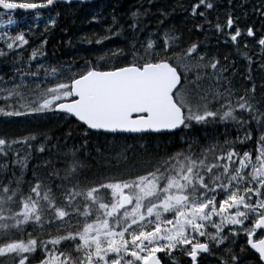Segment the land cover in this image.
<instances>
[{
  "label": "snow or ice",
  "instance_id": "obj_1",
  "mask_svg": "<svg viewBox=\"0 0 264 264\" xmlns=\"http://www.w3.org/2000/svg\"><path fill=\"white\" fill-rule=\"evenodd\" d=\"M61 3L71 7L73 0H0V17L12 25L17 10ZM249 6L264 22V0L240 5ZM215 7L212 0H194L186 10L211 27L206 11ZM148 11H133L127 31L113 15L106 35L88 42L103 45L123 33L125 46L82 66L46 68L37 59L46 53L33 50L28 72L15 68L19 82L15 75L8 80L0 76V116L57 113L76 122L85 136L95 130L141 138L184 133L189 138L178 151H145L143 165L129 167L131 149L125 148L120 156L125 167L102 178L90 174L75 149L65 153L62 168L47 176L34 174L31 181L15 171L14 178L0 176V264H180L177 255L199 264L210 246L224 245L240 232L258 254V264H264V97L257 99L255 85L235 90L228 69L201 54L198 42L182 48L174 29L158 28L141 39L137 33L147 31L141 17ZM50 24L54 27L56 20L50 18ZM215 31L238 48L251 38L264 61V24L258 34L254 25L242 27L241 17L230 11L223 23L217 18ZM28 43L23 32L0 33V57ZM31 61H37L35 71ZM247 79L251 82V75ZM218 122L235 123L243 138L207 142L195 136L200 127ZM37 139L36 134L19 139L0 135V157L7 159L13 145L27 152ZM246 142L252 151L243 150ZM228 226L239 227L226 233ZM53 227L54 236L45 231ZM218 264H239L238 257L229 250L228 259Z\"/></svg>",
  "mask_w": 264,
  "mask_h": 264
},
{
  "label": "trees",
  "instance_id": "obj_2",
  "mask_svg": "<svg viewBox=\"0 0 264 264\" xmlns=\"http://www.w3.org/2000/svg\"><path fill=\"white\" fill-rule=\"evenodd\" d=\"M193 2L194 0H107L102 5L94 4L86 6V8L69 7L58 11L59 15L56 13L51 17L56 20V24L48 29L45 39L46 43L44 41V45L41 48V51H44L46 56L39 62L46 68H67L68 65L74 67L77 65L82 66L85 60H95L96 57H99L109 49L124 47L125 36L123 33L105 40L103 45H97L94 42L89 43L88 40L94 41L105 36L106 29L112 25L113 15L117 17L119 25L122 26L124 31H127L131 13L137 9H141V11L149 9L146 16L141 17L144 21L142 27L146 28L147 31L137 33V36L143 40H147L158 28L161 32L174 29L182 38L180 42L182 48L189 43L198 42L200 47L209 48L214 55L226 52L227 50L220 46V40L218 44L208 46L205 41L207 36L202 38L203 34L209 31L208 29L210 28L205 20L199 17L193 18L190 12L186 10ZM212 2L216 7H222L226 10V12H217V16H220L223 22L226 19V14L230 11L235 13L241 3L258 4L254 1L252 3L251 0H223L222 2L212 0ZM249 7L252 9L251 6ZM161 13L164 15H161ZM257 16L252 14L247 18L248 22L254 25L252 17ZM94 17L95 19H93ZM161 20L164 22L163 25L160 24ZM197 25H203L202 30L198 29ZM78 39L81 43L86 44L87 48L75 45ZM227 55H229V52ZM35 68L33 71H35ZM49 79H51V76ZM0 106H3V101H0ZM6 119L12 118L0 116V135H8L9 139H19L22 137L26 138L29 134H36L38 139L33 142V147L28 151L29 158L26 162L15 164L14 160L18 149H13L7 158L10 161L9 165L0 166V176L6 174L10 178H14L12 173L15 171L17 175L22 173L23 178L28 181L33 179L34 174L44 177L54 170L62 168L65 153L73 149L77 150V155L87 165L90 174L99 177L122 170L125 167L120 159L125 148L131 149L128 153L131 160V164L128 165L130 167L132 165H143L145 151L151 153L174 152L180 150L184 144L179 135L148 136L143 145L132 141L129 143L122 141L102 144L91 139L95 134L89 133L85 136L84 129L79 127L76 122L68 123L66 119L57 120L54 113L21 117V121L12 123L5 122ZM220 131L221 127L209 125L206 128L200 127L195 136L202 141L212 142L215 139L221 142ZM43 137H47V139ZM157 137L158 139L155 141ZM188 138L185 137L183 139ZM41 146L45 148L44 152L39 151ZM87 149L88 154L86 153ZM7 159L4 158L3 163ZM210 230L213 231L212 229ZM29 231H33V229L29 228ZM45 231H51L53 236L56 235L54 227ZM33 234L41 235L42 233L36 230L33 231ZM43 235L45 239L50 238L46 234ZM218 255V252H212L208 259H202L200 264H218L219 261L227 259L226 257L222 259ZM244 255L247 259H250L251 255L254 259V264H258L257 258L249 251L244 253ZM176 258L180 264H189V261L182 256L177 255ZM33 264H36L35 260Z\"/></svg>",
  "mask_w": 264,
  "mask_h": 264
},
{
  "label": "rangeland",
  "instance_id": "obj_3",
  "mask_svg": "<svg viewBox=\"0 0 264 264\" xmlns=\"http://www.w3.org/2000/svg\"><path fill=\"white\" fill-rule=\"evenodd\" d=\"M253 1L258 4L260 3V0H253ZM215 16H217L216 13L211 12L208 17L211 22H214L216 24L217 19L215 18ZM12 18L15 21H17V23L8 25L6 23L7 17L6 16L0 17V33L7 32L9 35L15 36L16 34L23 32L25 34V38L29 41V43L26 45H23L20 48H16L13 51L8 53L7 57L9 59H14V60H6L0 65V76H3L5 80H8L10 77L15 75L17 78V82H19V73L15 72V68H19L21 73H26L28 72V65L23 66L21 64L23 62L16 61V60L23 59L24 56L30 57V54L33 50H39L40 52H44V51H41V48L44 45V41L46 39V18L42 16H39V18H37V15H23L17 18L12 16ZM253 23H254V26H256L258 30L260 31L262 27L261 22H259L258 20H253ZM206 36L207 38L205 39V41L208 44V46H214L218 44L219 39H217V36L213 32L211 31L205 32L202 38ZM75 45H79L80 47L87 48V45L81 43L79 39H78V42L75 43ZM0 47H3V45L0 44ZM227 53L228 51L224 52V54L226 55ZM97 58L98 57H96V59ZM27 83L29 84L30 87L34 85L31 77L27 79ZM10 86L11 85H9V87ZM57 117L59 118L58 120L64 119V117L62 116L57 115ZM227 133L230 135L231 140H235L237 136H240L241 138H243V132L240 129L237 132V129L235 127H232V128L229 127ZM16 146L17 145H15L14 147ZM21 148L22 147H19L18 149H21ZM250 148L251 150L253 149L252 144L250 145ZM21 152L23 151H20L19 154H21L23 157L27 156L26 152L25 153H21ZM20 161H21V158H20ZM14 162H16V159L14 160ZM117 172L119 171L111 172V173L102 175L100 177L102 178L105 176H110L112 173H117ZM238 227L239 226H228V228L225 229V232L227 233L229 229H236ZM229 250L235 253V255L238 257L239 264H254V259L252 258L251 255H250V259H247L244 255V253L249 251V245L247 244V239L243 232H240L239 235L234 238L229 236V238L225 240V244L222 245L221 249L218 250V253H219L218 256H220L222 259H225L224 257L228 259Z\"/></svg>",
  "mask_w": 264,
  "mask_h": 264
},
{
  "label": "flooded vegetation",
  "instance_id": "obj_4",
  "mask_svg": "<svg viewBox=\"0 0 264 264\" xmlns=\"http://www.w3.org/2000/svg\"><path fill=\"white\" fill-rule=\"evenodd\" d=\"M210 11L226 12V10L222 7H215ZM252 12L253 10L250 7H248L247 9H242L241 7L237 8L235 14L241 17L242 27L245 24L253 25L247 20V18H249V16L253 14ZM215 18H219V21L223 23V21H221L220 19V16H215ZM252 20H258L259 22H261V24H264V22L260 20L259 16L253 17ZM255 28L257 30V33L259 34L258 28L256 26ZM208 30L214 32V34L217 36V39L220 40V46L224 50H227L229 52V55H226L224 53L214 55L210 52L209 48L205 47H200L201 54L206 55L210 59H218L221 66H224L228 69L227 75L232 79L233 84L235 85V90L243 91L246 87L255 85L257 99L264 97V68L261 67V64L264 63V61H261L260 49L255 45L254 41H252L251 38H246L238 48L231 42L225 43V37L215 31L214 23L211 24V28ZM244 43L248 44L247 49L243 47ZM248 56H251L252 60L255 61V63H250V61L247 59ZM249 75H251L252 77L251 82H249V80L247 79ZM214 126L221 127L220 134L222 138H227L229 141L232 140L230 139V135L227 133V128L235 127L237 129V132L239 130L238 126L232 122H228L227 125L225 124V122H218Z\"/></svg>",
  "mask_w": 264,
  "mask_h": 264
},
{
  "label": "water",
  "instance_id": "obj_5",
  "mask_svg": "<svg viewBox=\"0 0 264 264\" xmlns=\"http://www.w3.org/2000/svg\"><path fill=\"white\" fill-rule=\"evenodd\" d=\"M92 1H95V0H86L85 3H89V2H92ZM73 2H79V0H73ZM95 131V130H94ZM254 251V250H253Z\"/></svg>",
  "mask_w": 264,
  "mask_h": 264
}]
</instances>
